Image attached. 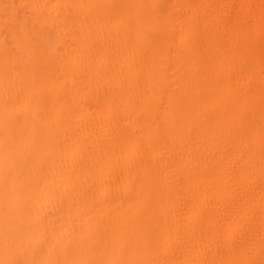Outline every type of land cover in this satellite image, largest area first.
<instances>
[{
	"label": "bare ground",
	"instance_id": "obj_1",
	"mask_svg": "<svg viewBox=\"0 0 264 264\" xmlns=\"http://www.w3.org/2000/svg\"><path fill=\"white\" fill-rule=\"evenodd\" d=\"M0 264H264V0H0Z\"/></svg>",
	"mask_w": 264,
	"mask_h": 264
}]
</instances>
